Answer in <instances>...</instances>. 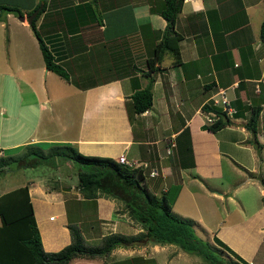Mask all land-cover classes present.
I'll list each match as a JSON object with an SVG mask.
<instances>
[{
  "label": "crops",
  "instance_id": "0c3cea01",
  "mask_svg": "<svg viewBox=\"0 0 264 264\" xmlns=\"http://www.w3.org/2000/svg\"><path fill=\"white\" fill-rule=\"evenodd\" d=\"M40 1L0 0L20 6L24 16L8 12L0 19V45L3 26L12 43L9 57L0 55V98L16 88L26 108L8 110L0 102L1 119L22 123L4 144L0 130V156L26 144L44 150L71 144L83 154L146 161L143 182L157 195L167 193L172 210L192 219L203 239L235 261L264 264V0H182L174 21L179 61L166 48L152 68L167 23L164 0H45L36 25L66 77L45 65L28 22ZM151 76L152 106L135 111L131 95ZM221 87L238 112L213 130L203 106ZM253 107L259 108L257 143L246 126ZM151 168L158 174L149 175ZM24 184L47 251L71 242L70 223L87 245L144 230L112 196L85 197L68 183ZM142 238L67 264H170L182 255L175 244ZM163 246H175L174 253Z\"/></svg>",
  "mask_w": 264,
  "mask_h": 264
},
{
  "label": "trees",
  "instance_id": "16d2710c",
  "mask_svg": "<svg viewBox=\"0 0 264 264\" xmlns=\"http://www.w3.org/2000/svg\"><path fill=\"white\" fill-rule=\"evenodd\" d=\"M181 2L182 0H165V6L160 10L167 23L164 37L156 45L155 56L149 59L151 68L166 48L172 50L174 61H179L176 44L178 34L174 30V21ZM42 4L39 10L37 8L41 4L29 11V14L34 13L30 19V26L38 39L45 65L66 77L65 69L54 61L53 54L36 25V19L45 7V0ZM8 12L23 15V11L17 5L0 4V19ZM260 38L264 42V19L260 24ZM152 81L151 76L146 87L132 93L131 101L135 111H144L152 106ZM203 108L213 109L218 114L216 120L208 124L207 127L210 129H218L231 121L219 107L204 104ZM258 114L259 108L253 107L246 122L255 143ZM23 147L26 150L19 157L23 160H21L23 165L48 163L57 156L63 158L61 162L75 163L77 187L83 196L95 197L104 194L114 197L124 204L127 213L139 221L144 230L131 236L109 234L102 238L100 244L87 245L79 227L75 223H70L71 242L58 250L47 251L42 246L29 186L23 184L0 194V264H67L76 256L102 255L117 245L132 244L142 237L153 243L175 244L187 253L202 256L210 264H247L229 260L222 250L197 235L192 219L178 215L172 210L171 199L167 193L157 195L143 182L142 168L129 167L109 156L83 154L71 144L53 145L46 150L38 145L26 144ZM6 157L9 156H0V172L5 169ZM262 199L264 200V195Z\"/></svg>",
  "mask_w": 264,
  "mask_h": 264
},
{
  "label": "rangeland",
  "instance_id": "374dc122",
  "mask_svg": "<svg viewBox=\"0 0 264 264\" xmlns=\"http://www.w3.org/2000/svg\"><path fill=\"white\" fill-rule=\"evenodd\" d=\"M41 2L42 0L40 1L39 5L41 4ZM164 6H165V0H164ZM14 14L17 15V17L20 16L19 14H16V13ZM3 30H4V40L2 41L0 45V55H3L4 57L6 55L7 57H9L10 55L9 50H10V47L12 46V43H10L9 40L5 39L7 37V34L9 33L5 26H3ZM23 62L27 63L26 59H24ZM6 83H7L6 85L12 86L11 82L7 79H6ZM19 93L20 91L16 90V88L15 89L11 88V90L8 88L5 94L2 93V98H0V102H4V105H6L8 110L10 109V107H14L15 110H25L26 108L25 109L23 107L21 108L19 104V97H18ZM11 121H14V119L4 120L0 118V130L4 138V140H2V144H4L3 142H5V140L7 139L6 137H10L11 135L14 136L15 134L17 135L21 128L20 125L22 123L20 119H17V118L15 119V121L17 122V125H11L10 123ZM14 128H17V130L14 131L13 130ZM3 150L5 151L4 154L8 155L9 157H6L7 160L4 166L5 168L4 171L0 172V193L6 190H9L13 187L22 185L26 182H29V180H33L34 183L36 184L39 183L41 185L50 184L51 186L52 185L62 186L68 183L69 186H71L70 184H72L73 188L77 186V182H78V177L76 174L77 165L75 163H71V161H70L69 166H67L65 165L64 162H61L63 158L61 159L60 156H57V157H53V159L50 160V162L48 163L44 162V163L34 164L33 166H28V165H23V163L21 162L22 159L19 158L20 156H22V153L26 150L25 147L20 148L18 154L13 155L14 157L18 156V158H14L10 156L12 155L11 149H3ZM74 184L76 186H74ZM69 190L73 192L72 189H69ZM196 233L199 236L203 234L201 229H199V231H197ZM145 241H147V239H145ZM148 245L150 246L151 243H149ZM174 248L175 246H167V247L163 246L162 247V249H164L165 252L172 251L173 253H174ZM176 250H178V253L182 255L174 257V259L170 261V264H175L177 261L179 262V264H210L209 262L204 260L202 256L196 253H193V254L187 253L186 251H184L183 249L179 247L178 249L176 247ZM222 253L224 255L226 254L224 251H222ZM225 257L228 258L229 260L234 261V259H232L231 257H228L226 255ZM236 262L241 263L240 261H236ZM162 264H165V263H162Z\"/></svg>",
  "mask_w": 264,
  "mask_h": 264
},
{
  "label": "built area",
  "instance_id": "2783aa9c",
  "mask_svg": "<svg viewBox=\"0 0 264 264\" xmlns=\"http://www.w3.org/2000/svg\"><path fill=\"white\" fill-rule=\"evenodd\" d=\"M212 106L219 107L221 111L225 113L229 118H233V116L237 112V107L232 104L231 99L227 93L226 88H218L212 95V101L210 103ZM204 119L207 124L213 123L216 118L218 117V114L213 109L209 110H203ZM262 136L264 138V132L262 133ZM264 143V141H262ZM175 143L173 141L170 142V145L167 147V152H170L171 147L174 146ZM116 160L120 163L126 164L129 167L135 168L139 167L144 169L145 167H148L149 164L146 161L139 160L137 158H129L124 153L119 154L116 158ZM158 174V171L156 168H151L149 170V175L155 176Z\"/></svg>",
  "mask_w": 264,
  "mask_h": 264
},
{
  "label": "water",
  "instance_id": "95a60500",
  "mask_svg": "<svg viewBox=\"0 0 264 264\" xmlns=\"http://www.w3.org/2000/svg\"><path fill=\"white\" fill-rule=\"evenodd\" d=\"M41 6H42V2H41V5L39 6V8H37V10H39ZM33 15H34V13H32V16H33ZM32 16H29V20H28V22H30V19H31ZM19 18L23 19L24 16L20 15Z\"/></svg>",
  "mask_w": 264,
  "mask_h": 264
}]
</instances>
